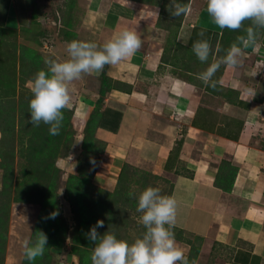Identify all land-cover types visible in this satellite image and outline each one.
I'll return each instance as SVG.
<instances>
[{
    "label": "crops",
    "instance_id": "obj_1",
    "mask_svg": "<svg viewBox=\"0 0 264 264\" xmlns=\"http://www.w3.org/2000/svg\"><path fill=\"white\" fill-rule=\"evenodd\" d=\"M90 5L84 25L98 47L124 30L141 38L131 57L82 74L92 82L75 113L86 112L83 121L95 113L106 142L95 183L115 188L126 163L167 178L189 264H264V42L249 41L235 67L221 64L205 84L198 76L222 58L214 41L224 30L207 0H191L183 18L181 61L156 11L129 0ZM197 41L211 46L206 63L190 57Z\"/></svg>",
    "mask_w": 264,
    "mask_h": 264
},
{
    "label": "rangeland",
    "instance_id": "obj_2",
    "mask_svg": "<svg viewBox=\"0 0 264 264\" xmlns=\"http://www.w3.org/2000/svg\"><path fill=\"white\" fill-rule=\"evenodd\" d=\"M145 1V3L141 4L156 11L158 16L162 14V24L166 25L168 24L167 21L169 22L170 20V22L176 24L174 30L178 28L179 18L175 17L173 19L170 17L172 16L169 11L171 0ZM31 2L32 4L29 6ZM20 3H26L28 5H23V8L20 7ZM91 3L92 0H30V2L28 0H0V95L8 101L5 105L11 106L13 105L11 103H14L16 118L17 116L19 118L20 115L19 108L21 102L24 104L25 102H30L33 98V93L30 90L31 81L34 80L35 75L40 70H48L45 64L46 60L51 59L60 62L67 60L69 58L67 45L72 41L92 42L98 46L97 40H90L96 34L88 30L87 26L84 25L89 10L91 9ZM10 6L12 8L17 7L19 16L21 15L22 18L25 15L26 19L24 23L21 19L22 22L20 25V19L15 9L9 10L10 12H8ZM262 30V33L259 35L260 38H264V28ZM169 36L171 34L168 33V39ZM168 39L167 42H169ZM172 49L175 50V54L179 56L180 61L184 60L186 57V48L181 43L179 47L177 46V48ZM226 52L224 50V54ZM194 57L197 56L195 55ZM218 58L216 61H218ZM79 82L80 84H74V82L70 83L71 85L69 84L72 97L71 106L63 110V112L69 113L72 116L71 124L67 125L69 132H65L64 143L61 145V148H63L62 151L67 153L59 154V157L55 160V167L60 171L59 176H57V193L59 198L56 205L52 207V210H58V206L59 211L62 210V214L57 215L59 220L56 217L55 220L58 230L60 228H67V240L65 243L62 242L65 248H62L61 252L58 250L53 251L52 261L48 262L49 264H78L79 257L76 254L75 247L78 248L80 246L78 240L81 239L82 234L77 230L78 220L75 218L72 207L64 197V187L70 176L80 175L81 169L84 166L92 171L98 166L94 159H90L89 153L83 149V134L93 115L90 114L83 121L86 112L81 114L80 109H78L77 113H75L78 107V97L82 92V95L86 92L85 89L90 87L89 85L92 80H88L86 75H81ZM25 109L26 113H22V115L24 114V118L30 120V108L26 107ZM42 124L44 123L41 122L40 125ZM21 128L22 125L17 124L16 131H21ZM41 133L45 136L47 132L41 130ZM1 138L2 134L0 133V140ZM68 148L69 151H67ZM103 156L99 155V159L101 158L102 161ZM90 163H92L91 168ZM15 166L16 172L19 173H16L14 187H16V182L24 183L22 171L27 168L26 162L19 157L18 150L15 154ZM147 173L150 172L147 171ZM3 175L4 170L0 166V191L2 190ZM24 184L26 186H20V188L13 187L11 192L5 264H23L25 262L23 242L25 240L31 241L37 221L43 211L42 202L39 204V200H41L40 196L42 191H45L46 184L42 185L43 182L39 179L36 181V184ZM48 186L49 183L46 188ZM149 186L158 188L161 195L169 196L172 183L169 179L161 177L160 180L151 181L146 187ZM146 187L143 184L131 185L132 190L140 191L136 192L137 195H140ZM114 189L110 188L108 190L112 192ZM39 190H41L40 193ZM112 201L113 199L109 202ZM1 208H3V205ZM50 212L51 214L53 213L52 211ZM136 214L134 213L132 216L134 221L133 227L129 228L131 238H141L146 232V228L141 222L142 213L139 212ZM165 227L168 226L166 225ZM169 230L174 234L176 240L178 238H188L182 233L175 231L173 227ZM190 241L192 242V239Z\"/></svg>",
    "mask_w": 264,
    "mask_h": 264
},
{
    "label": "trees",
    "instance_id": "obj_3",
    "mask_svg": "<svg viewBox=\"0 0 264 264\" xmlns=\"http://www.w3.org/2000/svg\"><path fill=\"white\" fill-rule=\"evenodd\" d=\"M129 1L137 3L146 2L145 0ZM28 2H30V0H28ZM177 3L187 5L189 7L191 0H177ZM20 4V7L24 8L23 5L26 3ZM31 4L32 2L29 6ZM20 7L18 8L20 9ZM161 16L162 14L159 16L157 27L171 34L169 39L167 37L169 41L167 42V46L170 48L179 47L180 43L178 42V35L185 14L176 17L179 18L178 28L176 29L177 31L174 30L176 24H173L170 20L169 22L167 21L168 24H162ZM170 17L173 19L175 18L173 16ZM21 19L24 23L26 19L25 15L23 18L20 15V20ZM250 26L254 27L256 32V37L252 41L261 40L264 42V38H260L259 36L262 33L263 28H255L251 20H246L240 30L233 31L224 28L221 36H219V34L216 35L214 45H218V55L220 57H224L227 53L226 52L224 54V50L227 51L233 43H237L238 46L243 48L244 46L240 44L237 38L241 36L246 38V29ZM195 55L196 54H194L192 50L190 56L193 60L197 58L194 57ZM187 69L192 71L194 70V66L188 67ZM104 82H106V79L103 77V83ZM116 84V86L119 87V83ZM7 102L8 101L0 95V133L2 134V138L0 140V166L4 170L2 190L0 191V264H5L11 207V202L9 203V201L11 200V192L14 187L15 177L19 173L16 172L15 168V154L17 153V150L19 157L26 162L27 167L22 171L23 182L27 184H36V181L39 179L43 182L42 185L46 184V187L49 183L48 188L45 187V191H42L40 196L41 200H39V204L42 202L43 211L39 216L31 238V242L34 243L38 231H42L48 237V244L45 246L43 255L38 256L31 262L25 258V262H23V264H47L52 261L53 251L58 250L61 252L62 248H65L62 242L65 243L67 240V228H60L58 230L56 220L49 217L51 214L50 211L53 213H56L57 211L59 215L62 214V210L59 211V206L58 210H52V207L56 205L59 198L57 193V176H59L60 171H58L55 167V160L59 157V154L67 153L62 151L63 148H61V145L64 143L65 132H69L67 125L71 124L72 116L69 113L63 112L60 132L58 135L53 136L49 134V125L42 124L37 127L31 124L29 122L30 120L24 118V114L22 115V113H26V109L24 110V108L29 107L30 102H25L24 104L21 102L19 108V118L18 116L16 118L14 103H11L13 104L11 106H7L5 105ZM97 117L98 116H95L94 113L91 121H89L85 128V132L83 134V149L89 153L88 155L90 159H94L98 166H96L93 171L84 166L81 169L80 175L70 176L64 187V197L72 207L75 218L78 220L77 230L82 234L81 239L78 240L80 246L78 248L75 247V250L77 251L76 254L79 257L78 264H92L91 257L94 245L86 238L85 234L89 232L91 227L94 226L98 220L104 221V227L97 229L101 235L105 232L112 233L117 237V239L125 240L130 245L134 243L135 240L140 239L131 238L129 234V228H132L134 223L132 216L134 213H139L137 211L139 195L136 194L139 190H132L131 185L143 184V186L146 187L151 181H157L161 178L158 175L147 173L145 170H141L134 165L126 163L121 171L117 185L112 192L99 187L95 183L94 179L102 161L101 158L99 159V155L104 154L106 142L97 137V130L102 126V123L96 120L99 119ZM17 124L22 125L21 131L19 132L16 131ZM41 130L47 132L45 136L42 135ZM67 151H69V148ZM91 166L92 163H90V168ZM24 183L16 182V187L14 188L26 186ZM124 183L127 184V186H125ZM40 192L41 190H39V193ZM130 193H133L134 195L130 196ZM172 193L173 187L170 188V197H172ZM112 199L113 201L109 202ZM2 205L3 208H1ZM56 219L59 220V217L57 218L56 216Z\"/></svg>",
    "mask_w": 264,
    "mask_h": 264
},
{
    "label": "clouds",
    "instance_id": "obj_4",
    "mask_svg": "<svg viewBox=\"0 0 264 264\" xmlns=\"http://www.w3.org/2000/svg\"><path fill=\"white\" fill-rule=\"evenodd\" d=\"M187 5L171 0L169 11L179 17L188 12ZM207 11L221 28L237 31L246 20H251L255 28H264V0H207ZM247 37H238L244 47L254 40V27L246 29ZM141 47V38L136 32L124 30L108 40L101 48L92 42L72 41L67 45L69 58L63 62L46 60L47 71L40 70L30 83L33 98L30 100V123L39 126L41 122L49 125V134L58 135L62 126L63 110L71 106L69 84L82 74L100 72L105 65H116L135 54ZM197 58L206 63L211 46L207 41L193 44ZM242 49L233 43L219 62H213L198 78L209 84L221 64L235 67L242 56ZM210 86L215 87V82ZM134 195L133 193L129 194ZM176 200L161 195L160 190L147 187L138 197L137 211L142 213L141 222L146 228L144 236L131 245L109 232L101 235L97 229L104 227V221L98 220L87 232L86 238L94 245L92 264H189L183 249L177 246L174 234L169 230L175 225ZM58 213L50 214L55 219ZM168 227H165V226ZM48 237L38 231L35 242H23L24 256L28 261L43 255ZM194 264V262H193Z\"/></svg>",
    "mask_w": 264,
    "mask_h": 264
}]
</instances>
